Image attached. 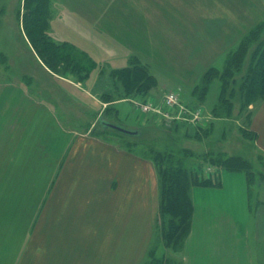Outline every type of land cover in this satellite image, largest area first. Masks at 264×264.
I'll list each match as a JSON object with an SVG mask.
<instances>
[{
    "label": "crops",
    "instance_id": "obj_1",
    "mask_svg": "<svg viewBox=\"0 0 264 264\" xmlns=\"http://www.w3.org/2000/svg\"><path fill=\"white\" fill-rule=\"evenodd\" d=\"M56 7L51 5V36L50 21ZM17 12L19 38H7L5 47L0 46V52L7 56L6 66L0 68V215L9 225L6 235L11 239L7 246H0V264H114L99 257L105 253L102 249H95L97 255L90 261L80 256L76 261L77 256H70L71 251L65 252L64 247L84 238L97 239L98 244L101 237L97 231H106L103 233L109 237L129 218H143L149 233L158 209L154 164L89 131L65 124L60 106L48 99L52 97L47 90L54 89L57 99L68 95L61 82L83 85L43 64L23 31L21 2ZM244 35L238 34L225 52L220 49V56L217 50L214 58L234 49ZM127 48L129 62L131 51ZM30 60L36 65L32 69ZM11 67L20 68L22 76L36 88L3 76ZM151 93L142 99L153 97L159 103L162 97ZM71 98L72 106L85 108ZM134 98L121 100L133 102ZM149 117L152 121L155 117L153 123L164 118L141 113L139 123L129 128L146 125ZM209 118L201 117L198 125L205 126ZM249 127L256 132L255 144L264 151V99L253 112ZM219 181V187L196 186L191 190L194 212L182 248V264H251L246 243L250 222L246 176L223 171ZM103 241L101 238L100 244Z\"/></svg>",
    "mask_w": 264,
    "mask_h": 264
},
{
    "label": "rangeland",
    "instance_id": "obj_2",
    "mask_svg": "<svg viewBox=\"0 0 264 264\" xmlns=\"http://www.w3.org/2000/svg\"><path fill=\"white\" fill-rule=\"evenodd\" d=\"M20 2L22 6V0H0L1 47L3 45L5 47L7 38H19L16 28L19 22L17 8ZM250 2L252 0H51L50 4L54 7L62 4L54 9L50 21L53 38L65 41L83 51L94 61L95 67L88 77L81 80L83 87L61 82L60 87L68 95L61 94L56 99V92L50 88L47 92L52 99H48L60 106L62 118L67 126L90 133L97 132L101 128L99 114L105 106L100 101L101 95L113 91V81L109 76L111 69L128 65V46L131 57L138 58L155 74L157 86L150 91L155 98L160 99L166 92L174 91L186 101L190 90L199 82L205 70L214 67L222 72L228 53L236 50L240 43L218 59L214 58L216 51L218 50L220 56V49L223 48L225 52L230 48L238 34L240 36L246 34L250 26L264 22V0H256L260 3V8L244 5ZM226 24L230 29H227ZM248 27L250 28L247 29ZM261 35L264 36V31ZM215 39L221 44L212 42ZM249 48L252 51L254 44ZM250 52H247L240 70L234 72L236 83H229L230 87L235 86V90L247 72ZM16 62L18 63V58ZM4 64V59L0 56V68L6 66ZM34 65L35 61L30 60L29 68L32 69ZM19 70L18 67H11L2 73L3 76L20 81V84L26 82L34 90L36 85H33L29 78H24L22 76L24 72ZM209 74L212 76H209L208 105L216 101L221 87L218 76H214L213 72ZM228 80L231 81L230 78ZM69 98L85 108L72 106ZM134 101H142V96H136ZM161 102L162 99L157 106ZM238 102L239 98L234 97L233 114L238 112ZM259 104L261 100H256L243 113L241 112L242 115L239 114L237 121H228V136L222 144L227 154L240 153L246 156L261 153L264 160V151L257 149L253 140L252 144L242 135H237V128H234L241 124L247 131L250 128L249 109L254 110ZM203 106L205 107L201 109L202 117L209 116V106ZM114 107L115 109L107 112L103 119H109L125 128L134 127L139 123L141 113L130 100H121L114 104ZM151 118H148L146 125L140 126L149 136L153 134L152 128H156L149 124L155 119L154 117L152 121ZM171 120L159 119V122H162L156 123V126L164 130ZM251 135L249 133L247 137L250 138ZM106 137L116 140V137L110 134H106ZM262 170L264 171V167ZM249 204L250 222L246 243L251 253V264H264V184L260 185L259 181H254L249 187ZM104 212L108 213L106 210ZM155 223L156 219L148 233L144 228L143 218L141 220L129 218L121 230L109 237L103 233L106 231H97L99 233L97 237L104 239L101 244V238L98 244L97 239L84 238L82 242L73 241L66 244L65 252L71 251L69 254L77 256L76 261L79 260V256L90 261L97 255L95 249H102L100 252L105 253H101L99 257L104 256L103 261L111 260L115 262L114 264H142L147 257L148 248L152 246L156 256L164 255L170 264H182V250L173 253L166 248L162 243L160 230L155 234ZM8 230L9 225L0 215V246L9 244L11 239L9 234L6 235ZM70 241L71 239L67 242ZM105 241L107 244H103Z\"/></svg>",
    "mask_w": 264,
    "mask_h": 264
},
{
    "label": "trees",
    "instance_id": "obj_3",
    "mask_svg": "<svg viewBox=\"0 0 264 264\" xmlns=\"http://www.w3.org/2000/svg\"><path fill=\"white\" fill-rule=\"evenodd\" d=\"M50 1L22 0L21 25L23 31L39 59L50 71L62 77L71 76L81 82L88 77L95 63L73 45L52 38L49 33V19L52 15ZM244 5H254L260 8V3L256 0H252L250 4L244 3ZM227 29H230V26L227 25ZM263 31V21L252 25L241 38L238 48L228 53L222 72L209 67L202 74L199 82L190 90L186 101L179 96L181 102L191 110L202 109L201 105L209 106L210 118L205 126H199L198 123L191 125L192 123L189 122L172 119L163 130L156 126V122H151L149 124L156 128H152L153 134L149 136L140 127H136L138 129L136 135H127L105 127L100 122L101 128L97 132H91L93 135L109 140L118 147L153 162L158 181V209L154 231L156 234L160 230L163 245L173 253L182 250L190 232L194 212L191 197L193 187H219V176L223 171L243 172L246 176L248 191L254 181H259L260 185L264 184V171L262 170L264 160L261 153L246 156L240 153L227 154L222 147L228 136V121H237L239 114L243 113L249 105L256 100L264 99V36L261 35ZM212 42L221 44L218 39ZM252 44L254 48L249 55L250 63L247 72L242 77L238 89L235 90V86L230 87L229 83L236 81L234 72L240 70L248 48ZM0 56L6 64L7 56L3 52H0ZM209 72H213L214 76H218L221 80L216 101L210 105L207 104L209 76H212ZM109 76L113 81V91L101 95L100 101L105 103V106L99 114L100 119H103L111 109H115L116 101L131 99L138 95L144 97L157 86L155 74L135 56L130 57L127 66L111 69ZM229 78L231 81L228 80ZM234 97L239 98L236 114H233ZM255 109H249L250 116L253 115ZM112 123L120 125L116 122ZM220 125H222L221 128ZM234 128H237V135L240 134L247 141L253 140L255 143L257 135L254 130L249 128L246 131L241 124ZM249 133L252 134L250 138L247 137ZM106 134L116 137V140L112 137L107 138ZM254 146L258 149L256 144ZM142 264H170V261L164 255L156 256L150 246Z\"/></svg>",
    "mask_w": 264,
    "mask_h": 264
},
{
    "label": "built area",
    "instance_id": "obj_4",
    "mask_svg": "<svg viewBox=\"0 0 264 264\" xmlns=\"http://www.w3.org/2000/svg\"><path fill=\"white\" fill-rule=\"evenodd\" d=\"M134 104L143 114H160L165 118L178 119L192 124L198 123L202 117L201 109H189L181 102L178 93L174 91L164 94L161 106H157L156 101L149 98L139 102L135 101Z\"/></svg>",
    "mask_w": 264,
    "mask_h": 264
},
{
    "label": "water",
    "instance_id": "obj_5",
    "mask_svg": "<svg viewBox=\"0 0 264 264\" xmlns=\"http://www.w3.org/2000/svg\"><path fill=\"white\" fill-rule=\"evenodd\" d=\"M100 122L103 126L114 129L116 131H119L121 133L127 134V135H136L138 133V129L136 128H125L120 125L114 124L110 121H107L105 119H100Z\"/></svg>",
    "mask_w": 264,
    "mask_h": 264
}]
</instances>
